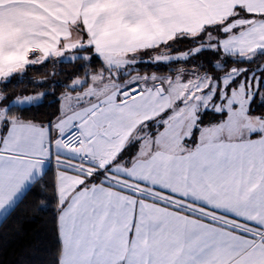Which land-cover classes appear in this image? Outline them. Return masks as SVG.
I'll use <instances>...</instances> for the list:
<instances>
[{
	"label": "snow or ice",
	"instance_id": "obj_1",
	"mask_svg": "<svg viewBox=\"0 0 264 264\" xmlns=\"http://www.w3.org/2000/svg\"><path fill=\"white\" fill-rule=\"evenodd\" d=\"M21 3V19L0 14V214L10 216L29 197L39 209L52 206L57 247L48 264H109L94 258L80 198L65 195L57 176L49 178L48 174L53 163L55 170L64 167L60 158L66 157L67 147L81 144L85 135L82 122L97 109L115 102L116 107L140 112L154 96L164 98L174 83L184 86L174 107H165L140 125L163 136L161 130L169 129L170 118H191L190 131L180 142L191 143L195 150L182 151L178 166L207 160L209 148L198 134L210 113L219 118L214 124L221 129L245 121L250 136H264V111L255 114L254 108L256 101L264 108V0H243L221 18L195 25L185 23L187 0ZM180 41H190L193 47L182 55H172L177 51L173 44ZM159 49L170 53L153 55ZM65 62L73 64L74 70L63 73L65 80L60 82L54 79L55 68ZM48 64L53 65L51 79L31 81L45 91L9 93L10 85L23 83L28 68ZM95 64L100 65L98 70L93 69ZM171 64L187 65L188 70L167 68ZM141 65L176 72L175 82L171 76L155 74L128 80ZM157 81L162 91L157 90ZM190 82L194 88L187 87ZM57 87L63 91L57 93ZM47 97H52L50 105H56L54 113L44 121L27 115L29 110L43 107ZM14 110L21 115H14ZM78 130L81 136L73 137ZM82 187L83 183L76 191ZM192 202L211 207L235 224H224L221 227L226 231H213L199 241V252L208 250L205 259L190 256L183 264H264V213Z\"/></svg>",
	"mask_w": 264,
	"mask_h": 264
},
{
	"label": "crops",
	"instance_id": "obj_2",
	"mask_svg": "<svg viewBox=\"0 0 264 264\" xmlns=\"http://www.w3.org/2000/svg\"><path fill=\"white\" fill-rule=\"evenodd\" d=\"M240 2L187 0L185 23L215 21ZM22 7L21 0H0L5 18L21 19ZM159 85L157 81V90ZM173 101L170 90L164 98L154 96L140 112L116 107L115 102L97 109L82 122L92 161L85 170L76 171L70 165L72 155L66 151V157L60 158L64 167L56 170V176L65 195L80 198L94 258L109 264H183L190 256L205 259L209 253L199 252V241L213 231H226L221 226L235 221L194 200L234 212L264 213V136H250L251 128L242 121L226 134L228 128L219 136L202 139L210 152L207 160L178 166L181 152H193V145L182 144L180 132L179 139L175 132V140L164 138L162 145V136L146 125L140 127L165 107H173ZM7 215L0 214V223Z\"/></svg>",
	"mask_w": 264,
	"mask_h": 264
},
{
	"label": "trees",
	"instance_id": "obj_3",
	"mask_svg": "<svg viewBox=\"0 0 264 264\" xmlns=\"http://www.w3.org/2000/svg\"><path fill=\"white\" fill-rule=\"evenodd\" d=\"M177 51L172 52V55H182L183 51L193 47L190 41H180L172 46ZM160 52H165L164 55L168 56L169 49H159ZM158 52V51H157ZM93 69L98 70L100 65L95 64ZM231 67V66H230ZM167 68L179 70L184 68L188 70V66L184 64H171ZM167 68L146 67L145 65L139 66V72L145 71L150 74L154 73L159 76H176V72L169 73ZM58 73L54 79L60 82L65 80L63 73L74 70V65L71 63L57 64L55 68ZM53 71V65L38 66L37 68H28L26 75L23 77V83L19 86L15 84L9 86V93H20L27 90L29 94L34 92L45 91L46 88L34 87L31 84L32 80H40L49 77ZM51 90V89H47ZM57 93L63 91L62 88H55ZM52 97H47L45 105L39 110L31 109L27 115H35L38 121H44L48 115L56 111V105H50ZM255 114L264 111V108L259 107V101L254 104ZM14 115L20 116L18 110H14ZM38 113V114H37ZM210 113L205 117L204 121L209 122ZM27 119V117H25ZM49 178L54 174L56 175L55 166H50ZM55 171V172H54ZM51 208L49 205L46 208L39 209L35 204L31 203V197L20 204L15 211L9 216L7 215L0 223V264H48V262L55 255L56 239L53 232L51 223Z\"/></svg>",
	"mask_w": 264,
	"mask_h": 264
},
{
	"label": "rangeland",
	"instance_id": "obj_4",
	"mask_svg": "<svg viewBox=\"0 0 264 264\" xmlns=\"http://www.w3.org/2000/svg\"><path fill=\"white\" fill-rule=\"evenodd\" d=\"M164 53L165 52H160L158 50V52L154 53L153 55H163L164 56ZM153 74L154 73L150 74V73L145 72V71H142V72H133L132 73V76L127 77V79L128 80H131L133 76H136V77L149 76V77H151ZM156 76L157 77H162V78L164 77V76H159V75H156ZM171 78L175 82V76H171ZM189 80L191 81V78H189ZM164 84L168 86L167 80L164 81ZM187 87L194 88V83H191L190 82L187 85ZM184 90H185V87L184 86H180L177 83H174L173 84V90H171L173 92V99H175V101H173V107L176 104V100L179 99V98H181L180 97V92H182ZM35 93H39V92H35ZM187 116H188V113H187V110H185L184 117H187ZM209 118H210V121L209 122L203 121L204 128L202 129V132L200 134H198V136L201 139L208 138L211 135L212 136H219L221 133H223V131L225 129V128H223V131H222L221 128H219L217 126H214L215 124L212 123V122L217 121L219 119L218 117H215V116L211 115ZM191 123H192L191 118L182 119L180 121H176V120H173L172 118H170L169 119V125H170L169 129L168 130L161 131L163 133V136H162V138L160 140L161 141V144H162V142L165 143L166 140L173 142L175 140V135H174L175 132L177 133L176 134V140L179 139L178 132L181 133V137L183 138L186 134L189 133ZM230 128L232 129V127H228V129L225 130V134L228 133V131L230 130ZM212 132H214V133L211 134ZM160 137H161V135H160Z\"/></svg>",
	"mask_w": 264,
	"mask_h": 264
},
{
	"label": "built area",
	"instance_id": "obj_5",
	"mask_svg": "<svg viewBox=\"0 0 264 264\" xmlns=\"http://www.w3.org/2000/svg\"><path fill=\"white\" fill-rule=\"evenodd\" d=\"M78 129H80L81 125H77ZM73 137H80L81 132L78 130L77 132L72 133ZM87 139L84 135V138L80 145L77 146H69L66 148V151L72 155V161L70 163L71 168L76 171L85 170L86 166L92 161V156L87 152Z\"/></svg>",
	"mask_w": 264,
	"mask_h": 264
},
{
	"label": "water",
	"instance_id": "obj_6",
	"mask_svg": "<svg viewBox=\"0 0 264 264\" xmlns=\"http://www.w3.org/2000/svg\"><path fill=\"white\" fill-rule=\"evenodd\" d=\"M158 90H159V91H162V89H161V86H160V85L158 86Z\"/></svg>",
	"mask_w": 264,
	"mask_h": 264
}]
</instances>
